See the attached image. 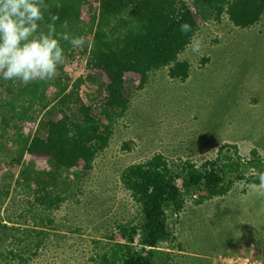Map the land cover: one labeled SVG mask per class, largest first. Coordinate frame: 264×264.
Segmentation results:
<instances>
[{
  "label": "rangeland",
  "instance_id": "1",
  "mask_svg": "<svg viewBox=\"0 0 264 264\" xmlns=\"http://www.w3.org/2000/svg\"><path fill=\"white\" fill-rule=\"evenodd\" d=\"M187 2L200 22L196 37L202 42L198 53L189 45L180 56L190 63L188 79L171 78L169 68L150 73L146 85L128 77L124 92L130 107L121 113L106 105L105 78L90 70L92 43L84 39L74 58L65 56L58 68L54 80L60 90L51 95L50 105L32 110L35 122H16L4 134L0 130V186L11 193L9 210L0 209V221L9 227L0 228L2 263L24 264L23 257L30 259L27 264H97L127 224L131 236L122 244L145 249L152 264H264V197L258 185L238 180L227 194L201 200L204 192L181 179L184 207L165 211L166 235L156 247L144 245L141 207L121 187L127 166L157 153L170 161L202 163L225 145L223 154H239L247 176L264 166V160L251 161L253 149L264 151V15L241 28L228 15L216 21L201 0ZM98 6L92 0L88 14H96ZM5 83L0 80L1 95ZM84 104L111 135L110 145L90 170L62 169L67 199L47 213L46 237L33 249L22 240L21 229L33 231L34 182L50 166L33 161L30 142L36 135L46 137L48 122L62 110L78 119ZM18 203L23 206L17 209Z\"/></svg>",
  "mask_w": 264,
  "mask_h": 264
},
{
  "label": "trees",
  "instance_id": "2",
  "mask_svg": "<svg viewBox=\"0 0 264 264\" xmlns=\"http://www.w3.org/2000/svg\"><path fill=\"white\" fill-rule=\"evenodd\" d=\"M201 1L210 7L216 21L228 15L230 21L241 28L257 24L264 15V0ZM91 2L61 0V6L57 8L56 0H45V20L40 24V30H47L48 15L51 12L58 16L57 31H64L63 25L67 23V30L72 34L91 40L89 68L103 73L108 92L106 105L109 108L121 113L129 109L130 100L124 91L130 76L138 77L141 85H146L150 73L169 68L171 78H189L190 63L181 60L180 56L190 45L189 37L192 33L181 34L179 24L189 23L197 35L200 22L187 0H98L96 14H88ZM61 43L65 48V56L74 58L75 50ZM59 90L60 84L54 79L27 86L19 85L18 82L13 85L11 81H6L4 92L0 94L1 132L7 133L16 122L34 123L36 119L32 110L37 106L48 107L51 95ZM78 111V119H74L65 110L60 111L48 122L47 136H34L28 148L33 161L50 166L45 176L34 182V206L31 205L33 210L30 214L33 231L27 233L21 229L24 235L22 240L33 249H38L46 237L47 213L60 207L67 199L62 190V169L81 167L90 170L98 154L110 145L111 135L102 131V124L92 114L91 107L84 104ZM224 147L220 148L216 158L202 163L191 159L185 162L170 161L164 154L157 153L123 170L121 187L141 207L145 246L156 247L159 239L166 235L167 225L163 219L165 211H180L184 207L185 198L179 187L181 179L204 192L200 196L201 200L227 194L238 180L258 185L255 177L264 172V166L247 176L242 171V158L239 154L237 157L224 155ZM252 155V162H260L256 149L252 150ZM2 170L0 166V173ZM10 194L9 189L0 186V209L9 210ZM18 204L17 209L23 206ZM0 228L9 229L1 221ZM129 228L127 224L120 226L121 231L114 236L117 244L109 252L100 255L97 264H152L150 256L144 253L145 249L136 250L122 244L129 234ZM2 248L0 243V258L4 256L5 248ZM21 259L24 264L30 262L29 258ZM0 264L5 263L0 261Z\"/></svg>",
  "mask_w": 264,
  "mask_h": 264
},
{
  "label": "clouds",
  "instance_id": "3",
  "mask_svg": "<svg viewBox=\"0 0 264 264\" xmlns=\"http://www.w3.org/2000/svg\"><path fill=\"white\" fill-rule=\"evenodd\" d=\"M61 0H56V7ZM45 20V0H0V80L30 83L48 82L57 76L58 68L65 62L64 42L71 49L81 48L85 41L72 34L67 23L64 31H57L58 16L49 12L47 30L41 31ZM179 32L189 37L191 52L198 53L201 40L187 22L179 24ZM264 160V151L257 150ZM258 195L264 197V172L256 175Z\"/></svg>",
  "mask_w": 264,
  "mask_h": 264
}]
</instances>
